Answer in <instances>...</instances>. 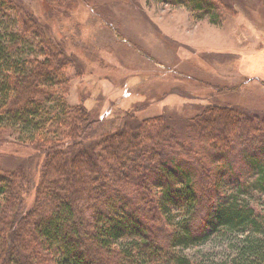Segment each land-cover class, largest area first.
Returning a JSON list of instances; mask_svg holds the SVG:
<instances>
[{
	"label": "trees",
	"instance_id": "obj_1",
	"mask_svg": "<svg viewBox=\"0 0 264 264\" xmlns=\"http://www.w3.org/2000/svg\"><path fill=\"white\" fill-rule=\"evenodd\" d=\"M43 1L52 15L75 5ZM82 1L113 26L115 11ZM154 1L215 24L212 12L232 6ZM51 18L24 0H0V140L32 151L24 171L5 167L0 150V264H210L185 250L216 239L230 248L225 263H212L264 264V205L241 196L252 187L264 194V109L244 106L239 86L227 94L203 80L213 90L201 98L184 83L158 82L155 91L195 100L196 111L144 118L132 109L108 128L70 102L74 63Z\"/></svg>",
	"mask_w": 264,
	"mask_h": 264
},
{
	"label": "rangeland",
	"instance_id": "obj_2",
	"mask_svg": "<svg viewBox=\"0 0 264 264\" xmlns=\"http://www.w3.org/2000/svg\"><path fill=\"white\" fill-rule=\"evenodd\" d=\"M74 1L69 14L62 12L55 16L43 0H24L37 16L44 20L53 17L50 19L54 21L51 26L53 32L63 38L60 41L65 40L64 57L74 63L68 66L66 73L70 83V102L85 103L97 112L101 120L105 119L104 123L109 122L105 123L108 128L114 129L121 123L122 115L132 109L144 118H153L163 110L186 112L188 115L196 111L192 107L195 100L177 94L164 95L160 88L155 91L158 82L165 84L171 81L170 85H164L170 90L173 85L184 83L189 95L194 92L201 98L213 90L203 80L227 89V94L231 93V87L239 86L241 91L237 96L243 100L244 106L254 104L264 109V0H232V6L227 9H219L222 5L218 6L212 12L218 24L208 18L196 20L195 13L185 7H163L154 0H105L104 3L97 0L100 2L98 8L116 12L115 19L112 18L113 26H108L84 1ZM185 10L194 23L207 20L219 27L224 35L219 37L220 41L236 32L232 39L237 45L225 50V46H231L226 42L211 48L208 41L215 40L212 36L200 47L167 41V36L157 25L156 15ZM214 30L213 37L218 32ZM209 43L214 44L212 41ZM168 67L172 68L171 71ZM184 73L200 79L201 84L187 78ZM197 86L200 88L194 89ZM204 102L199 100V103ZM0 143V150L5 151V167L11 169L16 165L24 167V171L31 168L32 151L29 147H21L12 139L0 140ZM241 196L264 205V194L256 187L242 192ZM229 248L228 240L216 239L208 244L189 247L185 252L195 259L200 257L199 261L208 260L214 264L213 261L225 263Z\"/></svg>",
	"mask_w": 264,
	"mask_h": 264
},
{
	"label": "crops",
	"instance_id": "obj_3",
	"mask_svg": "<svg viewBox=\"0 0 264 264\" xmlns=\"http://www.w3.org/2000/svg\"><path fill=\"white\" fill-rule=\"evenodd\" d=\"M183 13L187 15H182ZM188 13L189 12L185 10V12H172L169 15H156L155 20L165 35L178 42L200 47L199 45L205 44L212 36L215 40L211 39L208 41V46L211 48H217L221 46L222 43L226 42H229L231 46H225V50H229V48L237 45L234 43L235 40L232 39L236 35V32H233L231 36H226V40L220 41L219 37L224 35H222V30H220L219 27L211 25L207 20L194 23ZM161 14H163V12H161ZM256 26L259 27L258 22ZM213 30L215 32L218 31L215 37L212 35ZM211 41L214 43L213 45L209 43ZM254 57L256 58V56Z\"/></svg>",
	"mask_w": 264,
	"mask_h": 264
}]
</instances>
